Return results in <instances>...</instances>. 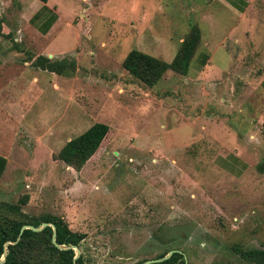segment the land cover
<instances>
[{"label":"rangeland","instance_id":"rangeland-1","mask_svg":"<svg viewBox=\"0 0 264 264\" xmlns=\"http://www.w3.org/2000/svg\"><path fill=\"white\" fill-rule=\"evenodd\" d=\"M59 4L69 21L43 36L0 0V206L26 197L27 217L63 218L83 234L85 264L170 249L189 264H257L233 246L264 250V0H253L243 32L221 0ZM194 25L185 75L167 70L146 85L123 67L132 49L171 61ZM38 55L75 70L37 68ZM95 122L109 129L79 170L56 158Z\"/></svg>","mask_w":264,"mask_h":264},{"label":"trees","instance_id":"trees-1","mask_svg":"<svg viewBox=\"0 0 264 264\" xmlns=\"http://www.w3.org/2000/svg\"><path fill=\"white\" fill-rule=\"evenodd\" d=\"M1 30L0 21V33ZM200 37V29L194 25L169 62L132 49L124 58L123 67L146 85L155 84L167 70L185 75L199 46ZM203 58L204 61L207 59L206 56ZM32 65L59 75H70L75 70L74 60L52 59L45 55H38L32 61ZM262 86L264 87V79ZM108 129L109 126L106 123L95 122L82 133L69 139L56 154V158L79 170L96 152ZM235 160L238 161V158L235 157ZM6 162V158L0 155V178L5 170ZM256 170L264 173V160L256 164ZM25 202L26 197L17 204L3 203L0 206V259L3 253H6L2 264H85L82 252L74 259V249H62L53 244L51 226H45L39 231L29 228L21 231L23 225L39 227L43 222H49L55 226L56 241L59 245L64 247L76 245L81 248L80 242L83 238L82 233L72 231L66 221L59 216L46 214L39 217H27L20 210V204ZM5 244L6 248H4ZM233 250L249 261L264 264V250H246L239 246H233ZM166 253L167 251L156 257H162ZM183 253L175 252L165 260L150 264H185V253Z\"/></svg>","mask_w":264,"mask_h":264},{"label":"crops","instance_id":"crops-1","mask_svg":"<svg viewBox=\"0 0 264 264\" xmlns=\"http://www.w3.org/2000/svg\"><path fill=\"white\" fill-rule=\"evenodd\" d=\"M14 1L20 6V15L24 16L30 23L31 27L43 36L51 33L61 22H65L66 20L69 21V15L60 7V0L59 2L58 0H47L45 2L40 0ZM252 2L253 0H221L225 9L242 18L237 26V29H239L240 32H243V30L251 26L252 20L247 14L252 6ZM50 55H53V53H50ZM200 61L202 62L201 59ZM201 62H199V65ZM230 160L238 169H240L239 167L244 166L243 163L236 161L234 156ZM232 168L234 167L227 166V169Z\"/></svg>","mask_w":264,"mask_h":264},{"label":"water","instance_id":"water-1","mask_svg":"<svg viewBox=\"0 0 264 264\" xmlns=\"http://www.w3.org/2000/svg\"><path fill=\"white\" fill-rule=\"evenodd\" d=\"M45 226H51V227H52L53 232H52V237H51V239H52V242H53L54 245H56L57 247L62 248V249L72 248V249L76 250L77 253H76V251H75L74 259L77 258V257L79 256L80 252H79V248H78V246H76V245H69V246L64 247V246L59 245V244L57 243V241H56V230H55V226H54L52 223H49V222H43L39 227H35V226H33V225H23V226L21 227V231H22L23 229H27V228L32 229L33 231H39V230H41V229H42L43 227H45ZM4 248H6V244L4 245ZM175 252L183 253V252H182L181 250H179V249H170V250H169L164 256H162V257H153V258H149V259H146V260H144V261H142V262H139V263H136V264H150V263H154V262H159V261H162V260H165V259L169 258V257H170L173 253H175ZM5 254H6V253H3V255H2L1 259H0V264H2V263L4 262V260H5ZM183 254H184V253H183ZM184 259H185V264H189L185 254H184Z\"/></svg>","mask_w":264,"mask_h":264}]
</instances>
